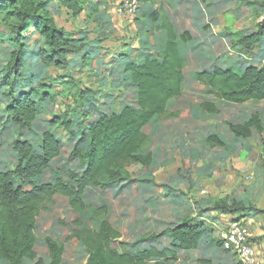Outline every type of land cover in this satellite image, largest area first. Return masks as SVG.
I'll use <instances>...</instances> for the list:
<instances>
[{"label": "rangeland", "instance_id": "1", "mask_svg": "<svg viewBox=\"0 0 264 264\" xmlns=\"http://www.w3.org/2000/svg\"><path fill=\"white\" fill-rule=\"evenodd\" d=\"M95 1L101 2L98 10L90 0L88 9L75 17L60 0H50L49 8L59 27L75 33V41L80 37L92 39L86 47L90 56L83 59L79 55L69 57L71 64L80 61L71 71L42 65L39 49L45 47L44 39L33 31L24 33L28 44L23 58L26 63L29 61L25 73L30 77L36 75L32 83L37 84L41 80L50 85V93L55 99L37 97L41 101V109L34 129L23 135L18 133L6 112L12 91L8 86L0 88V171L15 170L18 165V154L12 148L14 140H26L39 152L44 132L50 131L60 140L62 152L38 182L54 183L57 177L70 181L71 171L82 175L86 168L71 154L79 136L78 124L84 121V112L91 104L109 114L120 112L126 106L139 108L137 87L130 82V72L125 71V67L132 60L140 62L147 54L160 53L161 42L166 36L158 34L160 31L155 24H144L139 13L132 16L119 12L117 5L120 0ZM182 1L183 6L173 11L178 17V23H175L179 34L185 29L191 31L179 38V50L186 61L183 93L171 102L166 116H160L144 129L151 136L147 151L155 154L153 168L139 163L129 166L135 181L131 192L127 189L121 192L122 188L114 184L105 191L92 186L86 191L87 204L96 207L107 204L106 219L122 234L112 245L122 252H136L155 244L171 249L167 236L161 243L149 236L164 233L187 216L197 218L201 211L198 203L202 199L208 200L207 206L211 199L235 195L246 199L251 207L264 209V145H261L264 144V136L256 135L248 142L235 144L233 155L227 149L211 150L206 144L207 137L214 131L228 144L231 143L233 135L228 123L247 121L256 104L252 101L242 104L227 102L209 93L205 84L195 77L198 72L212 70L216 64L223 68L241 69L264 64V39L252 51L237 43L238 34L248 35L257 31L264 21V5L253 8L243 4V0H203L205 5L202 0ZM164 4L167 7L168 0H156L152 6L159 9ZM196 4L203 5V13L197 15L196 11H191ZM208 4L214 7L208 8ZM169 10L172 12V8ZM6 22L8 19L1 15L0 79L5 75L12 51L17 48ZM69 74L75 79L74 87L66 84ZM29 80L20 85L17 92L28 85ZM83 93H88V99H81ZM204 102L216 104L219 112L209 113L201 107ZM65 118L73 124V131L77 133L75 138L70 137L65 126L57 122ZM211 164V168H205ZM19 178L16 176L14 179L16 185L21 184ZM24 187L31 189L29 185ZM171 189L178 192H171ZM179 198L183 199L182 206ZM45 206L36 226L39 257L46 264L50 262L46 238L52 237L65 243L63 264H86L87 258H80L77 244L67 237L85 226L97 230L102 219L95 218L90 210L82 214L74 211L67 199L58 195ZM251 217L252 231L258 233L256 239L261 237L263 240L259 233H264V212ZM251 217H245V221L249 222ZM77 219L82 220V226L75 224ZM200 223H204L207 230V235L201 240L205 247L201 249L207 253L215 250L213 248L218 249L216 255L208 254L212 263L239 264L232 252L222 257L221 253L228 252L222 245L217 246L222 242L220 227L208 219ZM259 250L261 259H258L260 264H264V246ZM182 251L179 250L175 256L168 252L166 258H155L152 262L184 264ZM200 259L190 261V264H201ZM0 264L9 263L1 260Z\"/></svg>", "mask_w": 264, "mask_h": 264}, {"label": "trees", "instance_id": "2", "mask_svg": "<svg viewBox=\"0 0 264 264\" xmlns=\"http://www.w3.org/2000/svg\"><path fill=\"white\" fill-rule=\"evenodd\" d=\"M89 1L60 0L63 7L72 11L75 17L88 9ZM93 2L95 10H98L101 2ZM168 2L179 4L173 0ZM49 3L50 0H0V16L8 19L6 25L11 29L17 46L11 53L5 75L0 79V88L8 86L12 91L6 112L18 133L23 135L34 129L41 109V101L37 97L43 100L55 99L50 93V85L41 80L37 84L32 83L36 75L30 77V74L25 73L29 61L26 63L23 58L28 44L24 33L33 31L44 39L45 47L39 49L40 62L44 66L71 71L80 61L71 64L70 56L79 55L82 59L90 56L86 47L92 39L80 37L75 41V33L57 25ZM155 3L156 0H143L137 13H140L144 24H155L156 29L166 32V37L161 42V52L147 54L140 62L132 60L125 67V71L130 72V82L137 87L139 108L126 106L120 112L109 114L92 103L84 112V121L78 124L79 136L71 154L86 167L82 175L71 171L70 181L57 177L54 183L38 182L52 161L60 157L62 152L60 140L50 131L44 132L39 152L26 140L16 139L12 142V148L18 154V165L15 170L0 171V261L4 260L9 264H46L39 257L36 248V226L38 216L46 208L45 203L53 201L57 195L66 198L74 211L82 214L90 210L95 218L102 219L97 230L85 226L67 237L77 244V250L81 252L80 258H87L86 264H167L162 261L152 262V259L166 258L168 252L175 256L179 250H195L207 235L204 223L196 221L193 216H187L174 227L167 228L164 233H153L149 236L157 240V243L166 240L167 236L171 249L155 244L136 252H122L112 245L122 234L106 219L107 204L96 207L85 201L86 191L91 186L105 191L110 184H114L122 188L121 192L123 189L129 192L133 190L131 187L135 181L129 166L139 163L149 168L155 162L153 151H147L151 136L145 132V127L160 116H166L169 104L183 93V70L186 61L179 50V38L186 32L189 33V30H183L180 35L171 15L163 6L159 9L156 5L153 7ZM202 3L205 5L206 2L202 0ZM243 4L258 8L264 2L243 0ZM203 5H193L197 15L203 13ZM210 6L211 4L207 5L208 8ZM237 36L238 45L252 51L264 39V21L257 31ZM195 77L205 84L209 93L227 102L242 104L264 100V64L250 65L245 69L223 68L216 64L212 70L198 72ZM27 80L29 84L17 92L18 87ZM74 80L72 74H69L66 84L74 87ZM81 99H88V93H83ZM201 107L211 114H217L220 110L211 102H204ZM261 112L262 109L258 108L244 123H228L233 135L231 143L228 144L214 131L206 139L207 147L211 150L227 149L233 155L236 152L235 144L248 142L256 135H263ZM90 115L94 117L90 118ZM57 122L65 126L70 137H76L73 124L67 118ZM212 166L211 164L205 168ZM16 176L20 177L21 184H15ZM104 178L105 181H102ZM24 185H29L31 189H25ZM170 191L178 192L174 189ZM207 201H199L201 213L213 210L230 214L233 218H245L264 212V209L251 207L246 199L234 195L211 199L206 206ZM179 202L182 206L183 199L179 198ZM75 224L82 226L83 222L77 219ZM218 245H222V242ZM46 248L50 261L48 264L63 262L66 246L62 240L47 237ZM199 262L213 264L211 259L205 257Z\"/></svg>", "mask_w": 264, "mask_h": 264}, {"label": "built area", "instance_id": "3", "mask_svg": "<svg viewBox=\"0 0 264 264\" xmlns=\"http://www.w3.org/2000/svg\"><path fill=\"white\" fill-rule=\"evenodd\" d=\"M143 0H120L118 10L128 15H136ZM218 227L222 246L234 253L240 264H260L255 246L252 242L253 234L245 218L228 217Z\"/></svg>", "mask_w": 264, "mask_h": 264}, {"label": "crops", "instance_id": "4", "mask_svg": "<svg viewBox=\"0 0 264 264\" xmlns=\"http://www.w3.org/2000/svg\"><path fill=\"white\" fill-rule=\"evenodd\" d=\"M175 3L176 2H179V4H175V5H173V4H170L169 2H168V5H167V7H166V5L164 4L163 5V9H165L167 12H168V14H170L171 15V19H172V22H177L178 23V17H177V15L174 13V11H173V9L175 8V9H177V8H181V6H183L182 4H184L183 3V1L182 0H173ZM176 6V7H175ZM172 8V12L169 10V9H171ZM192 12L194 11V9L192 8V10H191ZM140 14V13H139ZM189 30V29H188ZM160 32L158 33V34H162V35H164V37L166 36V32L162 29V30H159ZM190 31V30H189ZM191 32V31H190ZM158 34H156L157 36H158ZM254 103V102H253ZM171 104V103H170ZM169 104V105H170ZM254 104H256V107L251 111V113H250V115L249 116H251L258 108L259 109H262V112H261V118H262V122H263V124H264V100H261L259 103H254ZM263 136H264V133H263ZM261 145H264L263 143L261 144ZM235 196V195H234ZM193 216V215H192ZM231 215L230 214H221V213H217V212H215V211H213V210H211V211H208V212H205V213H199V215H198V217L197 218H195L194 216V218L195 219H197V221L198 222H201L202 220H206V219H208V221L209 222H211V223H213V224H217V226H219V224H221V222L222 221H224V220H226L228 217H230ZM249 217H251V216H249ZM252 222H253V219H252V217H251V219L249 220V225H250V228H251V231H252ZM252 234H253V238H252V241H253V244H254V246H255V249H256V252H257V255H258V257L261 259V251L259 250V248L261 247H263L264 245H263V241H264V238H262L263 240H261V237H260V240H258V239H256V235L258 234L257 233V231L255 232V231H252ZM259 234H261L263 237H264V233H259ZM259 238V237H258ZM259 244L261 245V246H259ZM202 246L203 247H205L202 243L201 244H199V247L197 248V249H195V250H190V251H186V250H183L182 252H181V255H182V257H183V261H184V264H190V261H194V260H197V258H203V257H205V258H210L209 256H208V254H211V253H213L214 255H216L217 254V248H213V249H215V250H211L210 252H204L201 248H202ZM229 254V252L228 253H221V255H222V257H224L225 255H228ZM264 256V255H263ZM190 259V260H189ZM61 264H63V262L61 263Z\"/></svg>", "mask_w": 264, "mask_h": 264}]
</instances>
